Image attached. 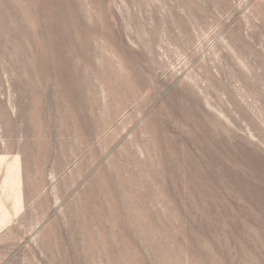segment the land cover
Returning <instances> with one entry per match:
<instances>
[{
  "label": "rangeland",
  "instance_id": "obj_1",
  "mask_svg": "<svg viewBox=\"0 0 264 264\" xmlns=\"http://www.w3.org/2000/svg\"><path fill=\"white\" fill-rule=\"evenodd\" d=\"M1 264H264V0H0Z\"/></svg>",
  "mask_w": 264,
  "mask_h": 264
},
{
  "label": "crops",
  "instance_id": "obj_2",
  "mask_svg": "<svg viewBox=\"0 0 264 264\" xmlns=\"http://www.w3.org/2000/svg\"><path fill=\"white\" fill-rule=\"evenodd\" d=\"M18 209H19L18 206H15V207L10 206L8 207V210L5 211L0 206V227H3L5 224L15 225L17 223L16 220L19 217ZM0 255H3V253H0Z\"/></svg>",
  "mask_w": 264,
  "mask_h": 264
}]
</instances>
